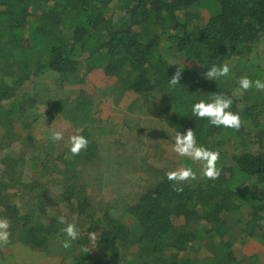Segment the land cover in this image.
<instances>
[{
  "label": "trees",
  "instance_id": "16d2710c",
  "mask_svg": "<svg viewBox=\"0 0 264 264\" xmlns=\"http://www.w3.org/2000/svg\"><path fill=\"white\" fill-rule=\"evenodd\" d=\"M260 47L264 0H0L1 131L8 124L18 130L12 124L24 122L38 100V95L23 92L26 83L55 73L61 85L81 86V100L87 77L98 71L117 79L118 98L134 97L130 106L143 114L157 101L164 127L180 133L191 128L198 146L220 153L217 179L200 178V165L193 169L198 179L179 185L183 191L177 192L166 175L154 189L126 204L129 221L115 219L108 206L92 203L87 181L80 177L101 155L89 133L96 121L90 115L94 100L75 101L66 116L81 126L77 135L87 137L88 146L79 154L83 165L71 163L66 152L41 153L26 165L33 171L30 178L0 180V219L8 221L0 228V259L6 246L21 243L58 258L57 264H246L236 255L237 244L255 242L259 251L248 261L264 264V93L254 86L244 92L238 83L242 76L253 77L248 66ZM236 55L246 63L245 71H230L215 81L203 78L213 65L227 63L231 68ZM173 59L192 65L175 86L169 83L178 69ZM214 93L233 100L229 110L240 115L239 130L215 127L192 114L195 103L211 102ZM67 103H44L47 125ZM114 132L123 173L131 170L127 155L135 157L134 165L139 161V172L149 171L150 155L145 154H153L154 148L138 125L121 124ZM13 133L2 137L3 148L14 142L8 139ZM15 142L22 151H36L31 132L17 135ZM138 148L146 152L139 155ZM54 183L63 189L56 194L57 207L68 203L73 219L58 211L51 218L45 209ZM60 217L76 226L75 240L63 231L67 225ZM43 260L40 264H48Z\"/></svg>",
  "mask_w": 264,
  "mask_h": 264
},
{
  "label": "rangeland",
  "instance_id": "374dc122",
  "mask_svg": "<svg viewBox=\"0 0 264 264\" xmlns=\"http://www.w3.org/2000/svg\"><path fill=\"white\" fill-rule=\"evenodd\" d=\"M160 53H162L164 57L168 58L169 56L164 53V51H160ZM256 55L257 57L253 60L252 66H248V69L253 74V77H250V79H260L264 81V47H260L259 55ZM239 59L240 55H236L235 58L230 61L231 75L234 73H241V71L247 69L246 63H242ZM173 61L177 68L181 67L183 71H186L187 67L192 66L189 63L185 64L182 59H173ZM195 68L197 72L200 71L196 65ZM1 72L2 71H0V75ZM58 77L59 76L55 73H46L34 82L26 83L25 86L22 87L23 92L30 91L29 94L31 97L38 95V100L36 99L34 101V107L31 108L28 116L23 120L29 125L25 127V124L23 125L24 122H19V124L14 122L12 124L13 128L19 127L18 130H11L12 126H10V124L7 125L6 129L0 130V140L5 134L11 131L15 134L8 138L14 141L10 148H3V145L0 144V149L2 148V152H0V161L2 159L0 163V180H8V178L11 180V178H14L24 181L30 178L33 171H29L30 169L26 165L31 162L30 158L33 155L39 157L41 153L47 154L56 151V155H58V152H66L65 158H68L71 163L74 160L77 164L82 166L83 163L80 161V156H74L70 151L71 137L80 132L81 126L74 125L72 121L67 118L66 110L73 108L75 101L81 104V102H86L87 98H90V100L92 99V101L94 100L92 106L93 111L90 115L94 116L96 121L90 124L89 133L93 136L90 137V140L95 139V141L99 143L95 152L98 151L100 153L101 161L95 164H88L86 171L81 170L80 177L85 180V183L87 181L86 188L92 203L95 206L102 207L104 204L108 206L110 208L109 214L113 218L118 220L126 219L129 221L127 218L128 214H124L126 204L137 201L140 194L147 190L154 189L156 185L163 181L168 171H173L180 167H192L193 169L200 167V164L192 161L190 158L180 157L172 151L177 131H171L167 126H163L164 123L162 121L165 120H162L161 115L159 116L158 114V109H156L155 106V104L158 103L157 101H153L152 106L155 109L153 108L146 114H143L134 106H130V103H134V97L127 98L126 96H122L118 98L117 90L119 88V82L116 78H109L98 71H93V73L89 74L87 77V82L84 83L83 87L86 94L82 95L80 100L81 86L69 83L61 85L59 80H57ZM255 80L253 82H255ZM262 93H264V91H262ZM49 100L54 102L61 100L65 103L68 102V108L57 113L52 124L47 125L44 116L46 110L44 103ZM88 123L85 125L87 126ZM121 124L129 126L138 125L140 135L144 138V141L153 146L154 153L150 154V152H148V154H145L147 157L150 155L149 171L139 172V161L134 165L135 157L131 159L129 155H127L124 159L130 161L129 165L131 164V170L129 174L123 173L124 160L117 156V151H115L116 147L112 141L116 137L114 128L120 127ZM30 132L37 142V145L34 144L36 151L31 147L22 151L21 144L15 142L17 135H28ZM55 132H61L63 134V139L61 141L54 142L51 139ZM47 145L49 146L48 149L46 148ZM136 151L141 155L143 152H146V149L138 148ZM22 156L25 157V159H23ZM133 179L138 180L133 181ZM43 183H40L39 186ZM5 184L7 185L8 181H5ZM9 184L12 183L10 182ZM61 188L62 184L57 185L55 183L51 185L50 189L48 188L44 207L51 218L58 211L63 214L66 219L70 220L73 219L74 216L69 207L70 205L67 203L57 207L59 201L56 200V194L63 191ZM40 208L42 210V205ZM39 220L42 222L46 221L43 218L34 217V221ZM22 246L23 244L21 243L12 245L9 246L8 250L12 251L16 249V251H19L18 248ZM257 246L259 245L255 242H249L246 245L237 244L238 251H236V255H238L240 259H245L246 264H254L252 260L248 261V257L252 258L253 256L251 255H253L255 251H259ZM40 261H44L42 257ZM46 261L48 264H57L58 258L46 256ZM1 264L15 263L13 259L10 258L4 259ZM59 264H61L60 261Z\"/></svg>",
  "mask_w": 264,
  "mask_h": 264
},
{
  "label": "clouds",
  "instance_id": "9594fccd",
  "mask_svg": "<svg viewBox=\"0 0 264 264\" xmlns=\"http://www.w3.org/2000/svg\"><path fill=\"white\" fill-rule=\"evenodd\" d=\"M230 67L227 63L217 66L213 65L211 68L203 73V78L211 81H215L221 77H227L230 74ZM183 69L179 67L175 74L169 79V83L172 86L181 84ZM239 89L244 92L250 90L253 86L258 91H264V81L260 79L253 82L249 77L242 76L239 81ZM236 95H242L243 92L237 91ZM233 104V100L223 94L214 93L211 98V102L200 100L195 103L192 107V114L200 119H207L215 127H224L230 129L239 130L242 121L239 114L233 113L229 109ZM51 139L54 142H59L63 139L61 132H55ZM71 153L76 156L85 150L88 146V140L81 135H73L71 137ZM174 151L180 157H188L192 161L200 164V178L217 179L220 175V171L217 168V163L220 158L218 151L209 150L206 147L198 146L196 141L195 132L189 128L185 133L177 132L175 135V143L172 147ZM169 181L175 182L173 188L177 192H182L183 183L190 180L198 179V174L193 170L192 167H180L176 170L169 171L167 174ZM60 223L66 224L67 226L63 229L66 235L75 240L78 237V230L72 223H68L64 217L59 218ZM8 221L0 219V228H6Z\"/></svg>",
  "mask_w": 264,
  "mask_h": 264
},
{
  "label": "crops",
  "instance_id": "0c3cea01",
  "mask_svg": "<svg viewBox=\"0 0 264 264\" xmlns=\"http://www.w3.org/2000/svg\"><path fill=\"white\" fill-rule=\"evenodd\" d=\"M13 245H16V244H13ZM9 246H12V245L6 246V248L3 249V252H1V254L3 255V259H0V263H2L4 259L11 258L13 259L15 264H40V258L42 257L43 259H46V256H47L40 252L31 250L29 246L25 244H23L21 248H18L19 251H16V249L10 251L8 250Z\"/></svg>",
  "mask_w": 264,
  "mask_h": 264
}]
</instances>
